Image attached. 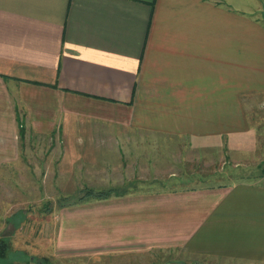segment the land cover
<instances>
[{
    "label": "crops",
    "instance_id": "obj_1",
    "mask_svg": "<svg viewBox=\"0 0 264 264\" xmlns=\"http://www.w3.org/2000/svg\"><path fill=\"white\" fill-rule=\"evenodd\" d=\"M263 14L264 0H0V163L20 161L25 130L66 133L89 163L106 162L104 147L123 157L126 146L158 176L176 174L184 141L252 155ZM160 147L164 159L151 155ZM88 235L101 253L142 264L170 250L207 264H264V175L129 192Z\"/></svg>",
    "mask_w": 264,
    "mask_h": 264
},
{
    "label": "rangeland",
    "instance_id": "obj_2",
    "mask_svg": "<svg viewBox=\"0 0 264 264\" xmlns=\"http://www.w3.org/2000/svg\"><path fill=\"white\" fill-rule=\"evenodd\" d=\"M261 18L264 22V14ZM248 111L258 138V147L252 155L244 157L246 154L227 146L205 153L187 148L184 141L180 147L182 163H175L178 171L173 177H169L168 171L167 174L161 171L158 176L151 170H142V157L133 162L137 157L132 159L126 146L120 148L123 157L112 156L110 147H104L106 162L89 163L81 156V146L69 145L71 139L66 133L55 132L42 139L25 130L20 161L0 163V239L8 246L7 257H0V264H128L127 254L101 253L102 250L96 248L93 237L88 235V231H93L95 218L108 213L109 201L125 198L132 191L194 189L261 174L264 95L250 105ZM98 127V134L113 131L118 138L131 134ZM157 149L152 148L151 155L159 152L164 159L166 149ZM99 191L110 192V196L99 198L96 196ZM101 255L105 257L101 259ZM143 260L146 264H207L204 258L179 250L153 251ZM130 262L142 264V259ZM216 262L209 264H219Z\"/></svg>",
    "mask_w": 264,
    "mask_h": 264
},
{
    "label": "trees",
    "instance_id": "obj_3",
    "mask_svg": "<svg viewBox=\"0 0 264 264\" xmlns=\"http://www.w3.org/2000/svg\"><path fill=\"white\" fill-rule=\"evenodd\" d=\"M262 175H264V168L262 170ZM90 193H92V192H90ZM96 196L99 198H107L110 196V192L99 191L96 193ZM7 249H8L7 242H5V240H3V239H0V257L1 258L7 257V252H8Z\"/></svg>",
    "mask_w": 264,
    "mask_h": 264
}]
</instances>
